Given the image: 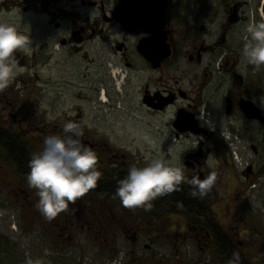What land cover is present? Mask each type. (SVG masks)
Wrapping results in <instances>:
<instances>
[{
    "label": "flooded vegetation",
    "instance_id": "1",
    "mask_svg": "<svg viewBox=\"0 0 264 264\" xmlns=\"http://www.w3.org/2000/svg\"><path fill=\"white\" fill-rule=\"evenodd\" d=\"M5 11L25 16L34 11L37 16L42 41L34 55L39 68H50L52 56L55 64L70 62L73 69L67 83L71 93L64 95L67 85L64 93L58 85V104L48 123L41 116L36 121L28 117L23 84L14 81L0 92V135L30 160L42 150L44 137L63 134V123L75 120L84 128L83 142L97 152L102 172L94 189L48 220L37 207V189L27 182L28 169L18 170L0 142V196L5 193L4 203L16 210L13 221L7 220L8 229H16L17 218L21 232L36 225L39 241L77 249L75 242L82 238L86 245L93 236L94 252L82 249L81 257L68 258L69 264L112 259L117 248L129 242L139 246L156 231L172 235L175 246L187 239L203 244V249L214 246L215 233L190 227L178 216L174 219L180 223L175 222L170 204L163 211L154 201L150 211L130 209L108 187L131 165L143 166L162 154L154 150L158 146L146 158L140 152L144 148L114 145L98 130L102 120L116 112L122 94L127 98L131 90L135 110L151 117L168 115L163 155L176 158L186 177L207 175L205 161L211 158L217 171L214 213L226 216L216 222L227 236L229 259L238 252L237 264H264V68L256 70L241 56L244 26L264 18V0H0V18ZM44 35L50 40L44 41ZM152 39L157 40L152 53L167 47L170 52L157 65L139 52L140 44ZM18 54L20 65L29 68L32 63L24 52ZM193 141L199 142L196 149H191ZM173 149L179 150L177 156ZM182 184L191 193L192 186ZM129 252V259L119 252L123 264H141Z\"/></svg>",
    "mask_w": 264,
    "mask_h": 264
},
{
    "label": "clouds",
    "instance_id": "2",
    "mask_svg": "<svg viewBox=\"0 0 264 264\" xmlns=\"http://www.w3.org/2000/svg\"><path fill=\"white\" fill-rule=\"evenodd\" d=\"M241 56L247 65L256 70L264 68V18L249 20L243 29ZM31 54L30 31L16 23L0 20V92L7 89L24 71L16 59L18 52ZM264 107V94L260 97ZM256 102V98H253ZM63 134H49L44 137L43 148L34 152L28 161L26 179L30 187L37 189V207L48 220L57 217L68 208L70 202L84 196L97 186L102 172L97 167L98 154L82 140L84 128L75 120H66ZM223 135V133H222ZM199 142L193 141L191 149ZM176 158H165L163 154L151 158L143 166L133 164L127 174L118 181L115 197L122 206L150 211L153 201L174 191L182 183L192 186L191 195L203 198L213 189L217 181L211 158L205 163L210 171L201 178L199 173L190 178L185 176L184 166L175 162ZM229 264H237L239 253L234 252Z\"/></svg>",
    "mask_w": 264,
    "mask_h": 264
},
{
    "label": "rangeland",
    "instance_id": "3",
    "mask_svg": "<svg viewBox=\"0 0 264 264\" xmlns=\"http://www.w3.org/2000/svg\"><path fill=\"white\" fill-rule=\"evenodd\" d=\"M19 13L20 15H15L13 13L8 14L5 11L3 17L0 18V20L20 25L26 32L30 31L32 51L31 54H24L28 62L33 65L31 64L29 68L24 69L17 76L15 83L19 82L24 86L23 96L27 102L28 117L36 121L37 116H41L48 123L51 122L54 116L53 110L56 109L58 104V85L61 92H63L62 89H65V85H67L68 90L65 92L67 94L63 92L64 95L71 93V89L67 83L71 80L69 74L73 66L70 62L65 63V65L55 64L56 60L50 56L51 67L48 69L39 68L38 57L34 55L42 41L41 36L36 32V21L38 18L34 14V11L26 16L21 12ZM42 37L44 41L50 40L47 38V35ZM47 48L51 49V46ZM20 78H22L23 83ZM39 85L42 86L43 92H40ZM131 87L132 84L130 85ZM122 99L116 104V112L108 114L106 119L102 120V125L98 126L100 134L114 145H129L132 148L137 145L144 148L145 151L140 150V152L146 158L149 157V152L152 151L151 149L158 146L161 147L154 150L163 154L164 149L162 146L165 143L162 135L164 133L163 123L168 120V115L151 117L143 111L135 110L136 96L131 90L127 98L122 94ZM231 150L232 152L234 151L233 149ZM173 153H175L174 156H177L179 150L173 149ZM2 185H4L3 182L0 183V191ZM4 195L5 193H2L0 196V204H2L0 206V264H52V261L54 264H69L68 258L73 256V254H75L76 258L81 257L83 253L82 249L85 251L87 249L91 253L94 252L95 244L93 236L86 245L82 238L75 242L80 247V249H77L68 245H53L50 241H39L37 238V234L39 237V233L36 225H33L27 233L21 232L19 227L20 223L16 217V220L14 219L16 221V229H8L10 227H7V220L8 218L11 219L12 215L16 216V210L4 203L6 200L2 198ZM215 196V192L212 189L207 196L199 199L211 209L216 221L221 218L224 222L226 216L221 214L217 216L214 213L213 205L216 199ZM221 197L223 196L221 195ZM21 203L22 201L17 202L18 206L16 207L18 209L21 208ZM174 220L180 223L179 218ZM10 221L12 222L13 219ZM23 227L27 228L28 225ZM81 235L84 236L85 234ZM172 240V235L168 237L166 232L156 231L155 235L152 234L142 240L141 243L139 242V246L133 247L129 245V242L127 246L117 248L115 257L109 260L101 259L98 264L112 261L117 258L119 252L124 253L126 259H129L132 256L129 251H133V255L139 258L141 264H219L214 246L203 249V244L191 241L190 239L182 240L178 246H175ZM127 249L129 250L128 253ZM71 253L72 255H70ZM47 259H50L49 261L51 262H46Z\"/></svg>",
    "mask_w": 264,
    "mask_h": 264
},
{
    "label": "trees",
    "instance_id": "4",
    "mask_svg": "<svg viewBox=\"0 0 264 264\" xmlns=\"http://www.w3.org/2000/svg\"><path fill=\"white\" fill-rule=\"evenodd\" d=\"M0 142L3 145V153L9 161L13 162L18 170L28 169V157L20 147L11 148L9 144L12 140L0 135ZM118 180L108 184L113 191L118 187ZM156 209H163L170 204L172 218L178 216L183 218L190 227L200 229L202 226L208 233H215L214 248L217 254L219 264H229V242L224 231H218L217 222L211 209L203 204L199 197H193L188 189L181 184L178 191L160 196L154 200ZM163 211V210H162ZM202 228V229H203ZM218 231V233L216 232ZM218 234V236L216 235Z\"/></svg>",
    "mask_w": 264,
    "mask_h": 264
},
{
    "label": "water",
    "instance_id": "5",
    "mask_svg": "<svg viewBox=\"0 0 264 264\" xmlns=\"http://www.w3.org/2000/svg\"><path fill=\"white\" fill-rule=\"evenodd\" d=\"M157 40H147L143 43L140 44L139 46V52L142 56H144L150 63H152L153 65H157L158 63H160L165 57L169 56V48L167 47V49H165V51H157L155 53H152L150 50L152 49V44L154 42H156ZM149 42V44H148ZM157 44V43H156ZM157 50H161L160 45L157 47ZM18 53L16 56V59L18 57ZM190 130H193V128H190Z\"/></svg>",
    "mask_w": 264,
    "mask_h": 264
},
{
    "label": "built area",
    "instance_id": "6",
    "mask_svg": "<svg viewBox=\"0 0 264 264\" xmlns=\"http://www.w3.org/2000/svg\"><path fill=\"white\" fill-rule=\"evenodd\" d=\"M111 264H118L117 262H113V263H111Z\"/></svg>",
    "mask_w": 264,
    "mask_h": 264
}]
</instances>
